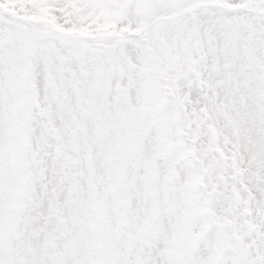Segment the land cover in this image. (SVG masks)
<instances>
[{"label":"snow or ice","instance_id":"obj_1","mask_svg":"<svg viewBox=\"0 0 264 264\" xmlns=\"http://www.w3.org/2000/svg\"><path fill=\"white\" fill-rule=\"evenodd\" d=\"M0 264H264V0H0Z\"/></svg>","mask_w":264,"mask_h":264}]
</instances>
